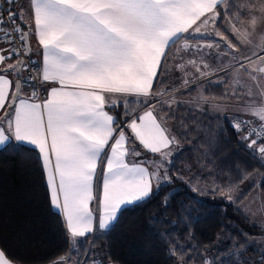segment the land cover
<instances>
[{
  "label": "snow or ice",
  "instance_id": "1",
  "mask_svg": "<svg viewBox=\"0 0 264 264\" xmlns=\"http://www.w3.org/2000/svg\"><path fill=\"white\" fill-rule=\"evenodd\" d=\"M5 2L13 5L16 0ZM223 2L29 0L30 24L24 23L22 9H7V21L0 10V30L8 29L4 39L9 45L7 49L0 48V145L13 141L27 143L36 150L49 205L61 217L70 245L77 238L86 241L96 232L106 233L127 206L148 201L174 179L183 181V174H171L172 148L179 141L169 133L167 124L172 104L180 106L181 102L172 96L162 98L175 91L174 87L161 91L155 88L165 70L168 50L177 41L183 38V50H195L201 57L202 66L195 59L188 61L199 73L198 78L208 75L201 70L211 67L206 57L219 60L223 56L229 69H242L264 96V84L259 83L264 81V50L257 53L245 48L241 52L244 45L237 35L227 26L220 30L224 16L232 15L220 7ZM252 8L255 10L249 11L247 6L244 9L251 17L249 25L254 27L258 20L264 24V0L253 3ZM249 25L237 33L245 44L251 34ZM208 26L215 29L214 34L202 32V27ZM29 27L42 49L38 78L47 94L42 100L37 85L32 83L35 78L22 75L30 68L14 47L17 38L22 44L27 42ZM206 38L213 42L202 46L187 43ZM184 67L180 64L179 71ZM194 83L185 79V90H192L187 86ZM25 86L33 89L27 98L21 95ZM248 95H253L251 88ZM132 103L144 106L142 114L125 107L122 122L119 114H110ZM253 115L258 117L259 127H249L251 121L247 120L237 118L233 123L227 116L225 119H229L242 146L264 164V107ZM140 146L157 157L151 169L128 161L129 156L141 155L137 150ZM233 183L215 185L209 191L220 192L222 198L232 202ZM244 194L241 190L235 199L238 201ZM163 206L167 207V200ZM87 259L86 255L85 264ZM201 259L203 264H214L216 260ZM70 260V256H61L53 264H68ZM188 260H192L190 255L186 260L182 255L180 264ZM0 264H15L3 248ZM75 264H81L80 260ZM260 264H264V254Z\"/></svg>",
  "mask_w": 264,
  "mask_h": 264
},
{
  "label": "trees",
  "instance_id": "2",
  "mask_svg": "<svg viewBox=\"0 0 264 264\" xmlns=\"http://www.w3.org/2000/svg\"><path fill=\"white\" fill-rule=\"evenodd\" d=\"M252 1L226 0L223 5L240 21ZM240 12L244 14L238 16ZM167 60L155 82L157 91L169 89L172 67ZM225 86H209L203 92L206 97L223 98ZM181 94L189 95L191 90ZM125 107L144 110L132 103L110 113L119 114L122 122ZM167 124L182 146L172 159L171 174H183V181L174 179L148 201L128 206L111 229L82 239L72 253L61 217L49 205L36 150L16 142L0 149V248L15 264H53L61 256L85 264L86 255L87 264H180L182 255L185 260L192 257L187 264H203L201 257H215L214 263L260 264L264 253L255 249L252 240L264 238V227L219 197L220 192L191 191L186 179L193 177L209 187L231 181L234 190L252 176H263L264 164L238 141L229 119L178 106L171 109Z\"/></svg>",
  "mask_w": 264,
  "mask_h": 264
},
{
  "label": "crops",
  "instance_id": "3",
  "mask_svg": "<svg viewBox=\"0 0 264 264\" xmlns=\"http://www.w3.org/2000/svg\"><path fill=\"white\" fill-rule=\"evenodd\" d=\"M226 0H224L225 2ZM224 2L221 3L220 7L222 9H226L224 7ZM259 0H253L251 5L249 6V11H254L255 9L252 8V4L253 3H258ZM0 5H1V0H0ZM19 11L22 9V15H23V20L25 24H30L31 21L29 20V13H28V9L30 7V3L29 0H21L20 4H19ZM251 17L249 15V13H247L246 17L240 21H236L235 17L228 16L225 15L223 21L221 22V27L220 30L223 31V28L225 26H227L229 28L230 31L233 32L234 35H237V39L241 40V43L244 45V48L247 47H251V48H255V50L257 51V53H259L261 50H264V45L255 43V41H253L252 36H264V24H262L259 20L258 23L255 25V27L249 25V21H250ZM230 22V23H229ZM19 24H20V20H19ZM244 25H249L248 27V31L251 33L248 36V43H244L243 39L237 34L238 32H242L245 31V29L242 27ZM251 30L254 31V33L251 32ZM26 31L29 34L30 37V45H31V51H30V57L31 59H33L37 65L39 66V71H40V66H41V58H42V49L40 48V46L38 45L35 36L32 34V29L31 27H29L28 29H26ZM202 32H208V33H213L215 32V29L212 26H208L206 28L202 27ZM225 35H227V33H225ZM230 38V37H229ZM213 41L211 39H196V40H189L187 41L188 44L191 45H205L208 43H212ZM235 43V42H234ZM185 44V40L183 38H181L179 41H177L174 45L171 46V48L168 50L169 51V57L167 60V63L169 62L171 64L172 67V77L170 80V84H169V89L171 88H175V86L171 85V83L174 82L175 79L180 78L181 80H185V77L183 78V76H180L184 73V71H179V65L180 64H184L185 67H189L192 66L191 64L188 63L189 60L195 59L197 64H201L202 66V60L201 57L199 56L198 53L195 52V50L189 52V51H185L183 50V46ZM0 48H4L7 49L8 45H7V41L4 39L3 34L1 33L0 30ZM205 52H207V49H204ZM214 51V50H213ZM241 52L244 51V49H240ZM208 64L211 66L209 69H203V67H201L202 71H207L208 75L198 78L199 77V73L196 72V70L192 71L191 75L186 77V79H190V80H194L195 83L199 84L200 86L203 87V89H206L209 86H215V85H227L232 87L234 85V87H239L241 88H245L246 90L254 89L256 88L254 86V82H252L249 78L247 73H243L242 70H231L228 67V61L226 59H224V57L222 56L221 59L217 60L215 59L214 56H208L206 57ZM230 59V58H229ZM254 59H256V57H254ZM9 62H14L13 61H9ZM259 61L257 60V63ZM223 65V66H222ZM184 67V69H185ZM193 67V66H192ZM238 71H239V75H238ZM226 72H228V77L226 78V76H223ZM13 79H15V77H13ZM182 81V83H183ZM261 84H264V82H259ZM180 86H184L183 84L180 85H176V87H180ZM43 89H44V85H42ZM31 91L29 89H27L26 87H24L21 95L24 98H27L28 96L31 95ZM169 93L167 92L165 94L164 97H162L163 99H168L169 97ZM45 97H46V92L44 91ZM250 104V103H249ZM181 106V105H180ZM178 107V106H177ZM175 108H171V109H176ZM261 107H264V99H263V105H261ZM189 109V108H188ZM195 110V109H192ZM198 111V110H196ZM143 112V111H142ZM141 112V114H142ZM200 112V111H198ZM203 113V112H201ZM253 113L255 112H246V111H237V113H228V114H224V113H219V114H210V113H205V114H209V115H213V116H218V117H222L225 118V116H227L229 119L233 118V117H239V118H243L252 122H256L258 124H260V121L258 119L257 116L253 115ZM111 114V113H110ZM168 131L169 133L172 135L171 133V129L168 126ZM10 142L13 141H9L8 143H6L5 145H0V149H2L3 147H5L7 144H9ZM136 144L138 145V141L136 142ZM24 145L30 146L31 145L24 143ZM33 148V147H32ZM175 149H180L178 148V146H173L172 151L174 153ZM137 150L141 153V155L139 157H133V156H129L128 157V161L130 163L135 162V163H140L142 166L148 167V168H152L153 167V160H155L157 157L148 152L147 150L143 149L142 146L138 147ZM174 156L171 157V161L173 159ZM259 178V176H257ZM101 177L98 175L97 176V185H99V181H100ZM131 206V205H129ZM92 207L95 208L96 205L95 203L92 204ZM128 207V206H127ZM95 234V233H94ZM82 239L77 238L75 244L77 245V243L79 241H81ZM71 248V245H70ZM74 248H71V253L73 252Z\"/></svg>",
  "mask_w": 264,
  "mask_h": 264
},
{
  "label": "rangeland",
  "instance_id": "4",
  "mask_svg": "<svg viewBox=\"0 0 264 264\" xmlns=\"http://www.w3.org/2000/svg\"><path fill=\"white\" fill-rule=\"evenodd\" d=\"M16 10L19 11V3H15ZM255 27V26H254ZM252 33H254L253 30H251ZM253 41L255 43L264 45V36H252ZM251 48V47H247ZM242 49H245L244 47ZM255 49V48H253ZM254 59V57H253ZM184 73L180 76H183V78L188 77L191 75L192 71L196 70L194 67L189 66L185 67ZM242 70V69H238ZM239 73V71H238ZM228 72H226L223 76L228 77ZM239 75V74H238ZM183 80L180 78H177L174 80L171 85L175 86V91H171L169 93V96L174 97L175 101L181 102L180 105L184 106L189 109H195L203 113H210V114H219V113H237V111H246V112H258L261 108V105H263V99L264 96H261L258 92L257 88L251 89L253 95L250 97L248 95L249 90H246L245 88H239V87H232L225 86L223 92L225 94V97L223 98H214V97H206L203 92V87L200 86L197 83L189 84L187 87L191 90V94L189 95H182L181 93L186 92L185 86L176 87V85L183 84ZM264 82V81H260ZM184 85V84H183ZM167 100V99H165ZM250 103V104H249ZM177 107L175 103L172 104V108ZM178 148H182L181 145H178ZM179 153L178 149L174 150V153L172 156ZM154 161V160H153ZM189 181L191 183H189ZM262 181H264V175L261 177L252 176L244 181V183L241 185L240 188L232 190L233 195V201L229 202L227 199H225L228 203H231L235 206V208L239 211H241L252 223L257 224L259 226L264 227V187H262ZM186 183L189 186V188H196L199 189L198 194L205 195L209 192V189L214 186H206L201 184L197 179L191 177L186 179ZM168 185V184H164ZM163 185V186H164ZM244 190L245 194L237 201L235 197L240 195V191ZM222 198V195L220 196ZM252 244H256L257 247L255 248L258 251H262L264 253V238L259 237L254 240H252ZM74 248V251L76 250L77 246L76 244L71 245V248ZM78 260L72 259L69 264H75V262ZM214 264H221V260H218Z\"/></svg>",
  "mask_w": 264,
  "mask_h": 264
},
{
  "label": "built area",
  "instance_id": "5",
  "mask_svg": "<svg viewBox=\"0 0 264 264\" xmlns=\"http://www.w3.org/2000/svg\"><path fill=\"white\" fill-rule=\"evenodd\" d=\"M9 8L16 10L15 4L9 5L5 2V0H1L0 10L4 11L5 21H7V11L6 10ZM16 23L18 24L17 21H16ZM7 30H8L7 28H4L1 30V33L3 34V36L7 32ZM14 47H16L22 53V55L20 56V59L24 60L25 65H27L28 68H30V71L26 70L22 73V75L24 77L31 76V77L35 78L32 83L37 85L36 91H37L39 98L41 100L44 99L45 98L44 90L42 87V83L39 81V78H38L39 67L37 66L36 62L29 57V55L28 56L26 55V45L22 44L18 38L15 39ZM25 87L27 89H29L31 92L33 91L32 87H30V86H25ZM237 118L239 120H246V119L239 118V117H233V118H231L233 123L236 122ZM247 121H249V120H247ZM259 125L260 124L251 121V123L249 124V127H259ZM231 126H232V124H231Z\"/></svg>",
  "mask_w": 264,
  "mask_h": 264
},
{
  "label": "water",
  "instance_id": "6",
  "mask_svg": "<svg viewBox=\"0 0 264 264\" xmlns=\"http://www.w3.org/2000/svg\"><path fill=\"white\" fill-rule=\"evenodd\" d=\"M26 45V55L28 56L30 54V51H31V45H30V37H29V34H28V37H27V42L25 43Z\"/></svg>",
  "mask_w": 264,
  "mask_h": 264
}]
</instances>
